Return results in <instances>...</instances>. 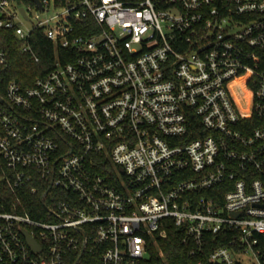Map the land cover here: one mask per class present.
Returning <instances> with one entry per match:
<instances>
[{
  "label": "built area",
  "instance_id": "2783aa9c",
  "mask_svg": "<svg viewBox=\"0 0 264 264\" xmlns=\"http://www.w3.org/2000/svg\"><path fill=\"white\" fill-rule=\"evenodd\" d=\"M40 1L0 0L67 51L0 81V264H170L173 226L188 264H264V0Z\"/></svg>",
  "mask_w": 264,
  "mask_h": 264
},
{
  "label": "trees",
  "instance_id": "16d2710c",
  "mask_svg": "<svg viewBox=\"0 0 264 264\" xmlns=\"http://www.w3.org/2000/svg\"><path fill=\"white\" fill-rule=\"evenodd\" d=\"M34 0H18L20 4H33ZM0 41L5 49L6 64L0 71V81L3 85L10 80H17L23 86H31L34 80L46 75L54 66L56 56L67 53L64 48L57 47L49 40L42 30H36L31 39L33 46L40 55L39 61H34L29 54L22 50L21 42L15 32L9 29H0ZM32 212V211H31ZM158 251L164 253V258L170 264H188L187 248L180 240L179 229L175 226L168 230V237L160 240Z\"/></svg>",
  "mask_w": 264,
  "mask_h": 264
},
{
  "label": "water",
  "instance_id": "95a60500",
  "mask_svg": "<svg viewBox=\"0 0 264 264\" xmlns=\"http://www.w3.org/2000/svg\"><path fill=\"white\" fill-rule=\"evenodd\" d=\"M36 3H38L40 6H42V3H41V1L40 0H34ZM22 11H23V13H25L26 14V10H24V8H22ZM1 56H3V53H2V55ZM24 233H25V235L27 236V238H28V240H29V242H30V245L33 247V248H36V249H40L41 248V246L40 245H38V243L31 237V235H30V233H28V231H24Z\"/></svg>",
  "mask_w": 264,
  "mask_h": 264
},
{
  "label": "rangeland",
  "instance_id": "374dc122",
  "mask_svg": "<svg viewBox=\"0 0 264 264\" xmlns=\"http://www.w3.org/2000/svg\"><path fill=\"white\" fill-rule=\"evenodd\" d=\"M35 23V20H33V21H25L24 22V24L26 25V27H31L33 24ZM251 257H248L247 259H250Z\"/></svg>",
  "mask_w": 264,
  "mask_h": 264
}]
</instances>
